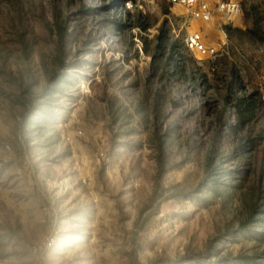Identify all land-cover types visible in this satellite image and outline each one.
<instances>
[{
  "label": "rangeland",
  "instance_id": "374dc122",
  "mask_svg": "<svg viewBox=\"0 0 264 264\" xmlns=\"http://www.w3.org/2000/svg\"><path fill=\"white\" fill-rule=\"evenodd\" d=\"M0 264H264V0H0Z\"/></svg>",
  "mask_w": 264,
  "mask_h": 264
},
{
  "label": "built area",
  "instance_id": "2783aa9c",
  "mask_svg": "<svg viewBox=\"0 0 264 264\" xmlns=\"http://www.w3.org/2000/svg\"><path fill=\"white\" fill-rule=\"evenodd\" d=\"M172 6L182 7L186 14L196 21L208 22L216 14L224 24L232 20L241 11V0H165ZM184 44L187 50L194 54L214 58L217 55V49L208 46L203 41L202 35L197 31H187L184 37ZM48 219L50 214L46 216ZM44 220V219H43ZM55 238L50 234L42 243L33 248V252L41 249L54 247Z\"/></svg>",
  "mask_w": 264,
  "mask_h": 264
},
{
  "label": "trees",
  "instance_id": "16d2710c",
  "mask_svg": "<svg viewBox=\"0 0 264 264\" xmlns=\"http://www.w3.org/2000/svg\"><path fill=\"white\" fill-rule=\"evenodd\" d=\"M83 8H84V9H83L84 12H86V11H97V7H86V6H83ZM113 23L116 24L117 26H120V24H121V23H119V21L116 20V19H113ZM158 37H159V36H157V38H158ZM170 47H171V49H173V48H174V44L171 43V44H170ZM144 50L146 51L145 48H144ZM61 65H62L63 67H65V68H68V67L70 66V63H63V62H61ZM58 79H60V78H58ZM255 220H256L255 217H254L252 214H250V215L246 218V220L243 221V222L241 223V226H242L243 228H245L246 224L254 223Z\"/></svg>",
  "mask_w": 264,
  "mask_h": 264
}]
</instances>
